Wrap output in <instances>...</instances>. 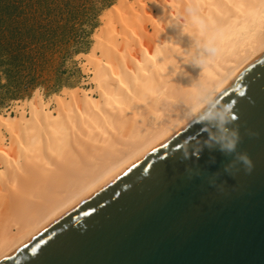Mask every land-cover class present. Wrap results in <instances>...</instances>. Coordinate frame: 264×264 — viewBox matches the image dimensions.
I'll use <instances>...</instances> for the list:
<instances>
[{
    "label": "bare ground",
    "instance_id": "obj_1",
    "mask_svg": "<svg viewBox=\"0 0 264 264\" xmlns=\"http://www.w3.org/2000/svg\"><path fill=\"white\" fill-rule=\"evenodd\" d=\"M111 16L89 89L0 114V264L203 111L197 88L216 98L264 54V0H132Z\"/></svg>",
    "mask_w": 264,
    "mask_h": 264
},
{
    "label": "water",
    "instance_id": "obj_2",
    "mask_svg": "<svg viewBox=\"0 0 264 264\" xmlns=\"http://www.w3.org/2000/svg\"><path fill=\"white\" fill-rule=\"evenodd\" d=\"M215 101L251 171L203 143L198 114L1 264H264V54Z\"/></svg>",
    "mask_w": 264,
    "mask_h": 264
},
{
    "label": "rangeland",
    "instance_id": "obj_3",
    "mask_svg": "<svg viewBox=\"0 0 264 264\" xmlns=\"http://www.w3.org/2000/svg\"><path fill=\"white\" fill-rule=\"evenodd\" d=\"M128 1L0 0V114L16 115L36 93L51 101L89 89L85 59L113 19L107 14Z\"/></svg>",
    "mask_w": 264,
    "mask_h": 264
},
{
    "label": "clouds",
    "instance_id": "obj_4",
    "mask_svg": "<svg viewBox=\"0 0 264 264\" xmlns=\"http://www.w3.org/2000/svg\"><path fill=\"white\" fill-rule=\"evenodd\" d=\"M202 53L199 57L194 58L196 63L202 62L205 57H210L216 54V49L209 40L202 46ZM198 93H203L204 98L207 100L211 97V101L207 103L203 111L195 118L196 123L201 125L203 134H207V139L203 142L207 146H211L212 143H216L220 146V150L235 154V161L244 166L245 171H251L253 164L249 156L237 151V147L240 143L241 136L239 132V126L234 125V117L232 114V108L227 104H217L211 91L197 88ZM193 120H189L191 123ZM200 143V140L198 144ZM200 149L193 148L191 151L187 150L183 153L184 159H189L193 155L199 158ZM226 171L231 172L229 169Z\"/></svg>",
    "mask_w": 264,
    "mask_h": 264
}]
</instances>
